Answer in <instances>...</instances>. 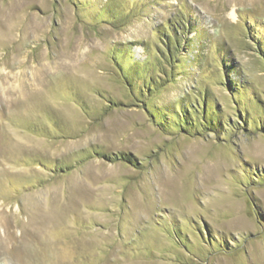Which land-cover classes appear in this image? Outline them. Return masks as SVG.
Returning <instances> with one entry per match:
<instances>
[{
  "label": "rangeland",
  "instance_id": "obj_1",
  "mask_svg": "<svg viewBox=\"0 0 264 264\" xmlns=\"http://www.w3.org/2000/svg\"><path fill=\"white\" fill-rule=\"evenodd\" d=\"M262 50L264 0H0V264H264Z\"/></svg>",
  "mask_w": 264,
  "mask_h": 264
},
{
  "label": "trees",
  "instance_id": "obj_2",
  "mask_svg": "<svg viewBox=\"0 0 264 264\" xmlns=\"http://www.w3.org/2000/svg\"><path fill=\"white\" fill-rule=\"evenodd\" d=\"M170 37V36H169ZM175 40H177L178 38H174ZM162 44L165 46V48H166V50L167 49H170V47L171 46H169L168 45V43H166L163 39H162ZM262 51H264V50H262ZM263 55H264V53H263ZM123 77H125V78H127L128 77V75H123ZM156 81H158V80H151L150 81V86H146V89H154L155 87H156ZM232 84V86H230ZM231 84H225L226 85V87L229 89V90H231V93L230 94H232L233 93V91L232 90H234V89H238V87H237V84L236 83H231ZM114 103V102H113ZM140 103H144L143 101H141L140 100ZM147 108V107H146ZM187 110V112H189L188 111V108L186 109ZM203 111V112H202ZM202 111H201V113H204V114H202V118H207V116L208 115H210L211 113L213 114V112L214 111H211V112H206V109H205V105H204V107H203V109H202ZM152 114V113H151ZM174 114H175V117L173 118V121H174V123H175V126H176V128H177V130H180V128L178 127V125H177V123H176V120H177V118H176V116H178V115H180V114H185V116H186V122H187V126L188 127H190V131H194L195 130V128L197 129V131H199V128H197L196 126H194L193 124H191V122H190V120H189V115H188V113H186V111L184 112V110H183V112H181V111H179L177 114L174 112ZM211 114V115H212ZM187 115H188V117H187ZM242 115V114H241ZM241 115H237V117L239 118ZM152 116H153V114H152ZM180 117V116H179ZM217 121H220L219 120V114L217 115ZM242 118H243V116H242ZM159 123V122H158ZM218 125H219V122H218ZM193 126V127H192ZM203 126V125H202ZM205 126V125H204ZM203 126V127H204ZM206 127V129L207 130H210V128H208L207 126H205ZM204 127V128H205ZM102 158H105L106 160H109V161H122V162H124V163H127V164H129V165H136V162H135V160H134V158L133 157H131L130 155H126V154H124V153H118V154H112L110 157L109 156H101Z\"/></svg>",
  "mask_w": 264,
  "mask_h": 264
}]
</instances>
